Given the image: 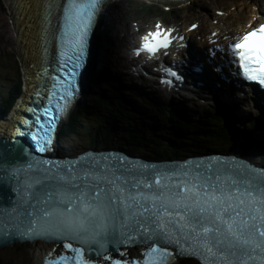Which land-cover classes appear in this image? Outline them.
Segmentation results:
<instances>
[{
    "label": "snow or ice",
    "instance_id": "1",
    "mask_svg": "<svg viewBox=\"0 0 264 264\" xmlns=\"http://www.w3.org/2000/svg\"><path fill=\"white\" fill-rule=\"evenodd\" d=\"M99 2L100 0H81V2L69 0V6L65 10L64 36L67 37L66 42L71 46L69 51L72 52L68 60L74 61L75 68L81 66L79 61L85 52L87 37ZM170 36V29L165 31L157 25L156 31L142 38L144 43L137 51V55L140 51L154 55L160 48L169 47ZM233 52L244 76L264 84V25L241 37L233 45ZM61 56H65L64 51H61ZM61 63L66 64L63 60ZM167 72L177 79L180 78L171 69H167ZM69 74L76 75L71 69L65 73V77L67 78ZM56 79L60 82L58 77ZM165 82L171 83V81ZM72 83L69 80L64 85V95L61 99H65V105L62 107L57 104L58 112L65 111L70 102L68 98L72 96ZM55 95L54 90L53 96ZM51 115L52 110L49 107L44 108L36 116V123L45 133L50 129L40 117L51 118ZM210 179L211 177L205 178L203 183L183 182L173 185L167 183L171 177L164 174L156 176L151 183L138 181L135 185L138 187L142 184L148 189L155 185L158 189L156 193L150 195L142 192L138 195L129 193L127 197L123 187H114L105 191L99 183L89 187L88 191L79 192L76 197L65 193L55 202L52 201V194L49 193L48 199L43 203L50 206L39 209L37 217L40 221L39 225L37 226L36 220L30 221L29 227L21 235L60 240L62 242L60 247L71 253L58 254L55 258H51L50 253L45 264H92L93 244L99 245L100 251L97 255L106 251L97 238L111 234L115 240L114 222L117 214L123 215L128 213L129 209H135L129 215L123 216L124 223L121 224V228H129L127 221L131 219L144 242L157 238V243L149 246L143 254L142 262H134V264H169L173 253L161 244L177 245L181 253H184L188 249L183 247L182 240L194 241V245H190L192 249L190 254L200 255L204 264H264V183L243 181L242 189V181L235 178L230 177V183L224 186L219 183L209 184ZM216 180L217 182L220 180L218 175ZM106 182L115 185L114 180ZM74 187L80 186L74 185ZM73 200L76 203H73ZM105 200L107 203L104 202ZM117 200L122 206L123 213L120 209L112 207ZM149 202L151 207L147 206ZM152 224H155L154 228ZM120 236L125 237V233L121 231ZM134 239L133 236L127 235L120 242L129 243ZM120 255L125 253L121 252ZM102 258L110 260L111 264H122L119 259H113L110 255H103ZM123 264L128 262L124 261Z\"/></svg>",
    "mask_w": 264,
    "mask_h": 264
},
{
    "label": "rangeland",
    "instance_id": "2",
    "mask_svg": "<svg viewBox=\"0 0 264 264\" xmlns=\"http://www.w3.org/2000/svg\"><path fill=\"white\" fill-rule=\"evenodd\" d=\"M208 1L209 0H198L196 2H193L191 5H189L192 7L184 8L181 9L180 11L176 10L173 7L175 14L173 13L172 16L171 15L167 16L165 14L164 12L165 7L163 5H154L155 7L151 11L139 12L138 10H136V7L137 5H140L143 2L135 1L132 3H121L116 9L113 10L111 14V19L113 20V22H115V26H113L112 24H110L109 26L112 27L113 29H115L114 27H116V29H121L124 28L125 25L129 27V30L131 32H133L136 27L133 21L138 20V26L144 28L147 27L154 18H158V17L162 18L163 20H166L167 22H174L176 25L177 24L185 25L187 22L195 21V19L191 17L192 15L189 16V14L191 13L196 14L200 12L203 17L202 23L204 25L208 24L209 26H212L214 24L217 27H220L224 25L227 21V18L231 16L236 19H241V22H242V18L243 20H248L252 16L251 11L254 8V6H257L261 2V0H229V1L222 0L221 1L222 5H221L220 3H215V2L208 3ZM201 2L203 3L205 2L207 4H203ZM229 3H231L232 5H230ZM206 5H210L209 10L207 11L203 10L206 8L205 7ZM5 6L6 5L4 1L0 0V81H3L2 83L3 85L5 83V86H11L13 84H16L18 77L21 74V70H20V60H19L20 57L19 54L17 53V47H16L17 45L15 44L14 41L15 31L13 29V23L11 25L12 17L10 13H9L10 15H8ZM213 7H217V8H213ZM192 9H195V11H188ZM216 9L221 10L223 14L217 15V13H215ZM183 14H186V17L180 20ZM3 19L5 21H3ZM234 25L235 24H231L232 27ZM198 28L200 29V27ZM202 31L203 30L199 31V33ZM196 32H198V29L195 30V33ZM0 97H1V93H0ZM140 100L142 99L140 98ZM91 122H92L91 119L85 116H83L79 120V123H81L83 127L90 125ZM91 129L95 130V127ZM83 131L84 130H78V132L71 137V141H73L74 144H77L78 141L81 143H84L86 141L85 139H83L84 136ZM71 141H69V143H71ZM34 244L36 243L33 244L25 243L23 245L21 244L19 247L13 246L12 248L11 247L0 248V255L4 258L9 259L11 264H35L34 258L35 255L37 254V249H36L37 244L36 245Z\"/></svg>",
    "mask_w": 264,
    "mask_h": 264
},
{
    "label": "bare ground",
    "instance_id": "3",
    "mask_svg": "<svg viewBox=\"0 0 264 264\" xmlns=\"http://www.w3.org/2000/svg\"><path fill=\"white\" fill-rule=\"evenodd\" d=\"M6 4L9 13L12 17L13 29L15 31V44L17 45V53L19 54V59L22 62V66L24 65V70L27 76H29V80L26 85L31 83L32 79V66L36 67L39 65V56H40V35H41V13L43 7L45 6L46 0H3ZM220 1V2H219ZM222 0H210V2L220 3ZM222 5V4H221ZM206 10L209 9L210 5L205 6ZM208 7V8H207ZM195 11V9L188 10ZM197 12V10H196ZM251 14L254 16H264V0H261V4H258L251 11ZM192 15V18L197 20L196 23L201 25V13L189 14ZM238 15V14H237ZM186 14L182 15V18H185ZM205 18V17H204ZM253 19V18H252ZM3 21H5L3 19ZM241 20L238 22L237 19L232 20L231 24L241 25ZM226 27L224 30L228 29ZM230 35V30L227 31ZM10 35V34H9ZM133 33L129 32L128 38L126 39V43H130V40L133 38ZM186 35L193 36V33L186 32ZM11 39V38H10ZM13 43V42H12ZM3 49V48H2ZM7 124L1 123L0 129H5ZM7 131H10L9 129ZM34 240L32 243H36L37 254L35 255V264H40L41 258L43 254L49 248L54 245V243H48L46 241H38ZM41 245V246H40ZM24 261V260H23Z\"/></svg>",
    "mask_w": 264,
    "mask_h": 264
},
{
    "label": "trees",
    "instance_id": "4",
    "mask_svg": "<svg viewBox=\"0 0 264 264\" xmlns=\"http://www.w3.org/2000/svg\"><path fill=\"white\" fill-rule=\"evenodd\" d=\"M13 90H10L9 93V97L8 100L7 98H3L0 101V110L5 111L7 108V104L9 105V101L10 98L13 96ZM109 93H111V91H108ZM8 95H6L7 97ZM99 102L104 101L106 104H108L107 100H102V99H98ZM115 100V99H113ZM116 103H119V101L117 100ZM116 105H111V108H114ZM120 108V107H119ZM122 109V108H120ZM100 112L104 113L105 109L100 108ZM99 111H95L92 115V120H93V125L96 126L95 130L86 127L85 129H83V139L86 140V142H88L89 144H101V143H113L115 142L114 137L115 135L113 134L114 132H116L117 130L122 129L121 132L122 134L125 135L127 143L125 142V139H119L117 142L115 143H119L123 146H127L129 145L130 148L133 149H144L148 152H155V151H159L161 148L162 149H167V150H171L172 153H176L174 148L169 147L168 145L165 144V139L160 138L159 136H157V132L156 131H152V130H146L145 131H141L140 129H136V127L134 126V122L131 121L129 119V121H127L128 118H122L119 116V114L117 115L118 118H120L123 122L120 121V123L124 124V127H120V126H114L113 123H110L107 127L105 126L104 123H102V116L100 114ZM172 116V115H171ZM93 117H95V119H93ZM173 118V126L177 127V126H183L181 124H179V122L175 121V118L172 116ZM201 126V124L198 123H192L189 125H185L184 127H189L192 129H198L196 127ZM209 127V125H207ZM211 127V126H210ZM81 127L78 125V123H76V121H73L72 119L69 120L68 124L65 125L62 129L63 132H65V136L69 139H71V137L74 135V133H76L78 131V129H80ZM199 128H205L204 127H199ZM208 136H214V135H208ZM194 138H197L198 136L193 135ZM216 137H219V135H217ZM191 140V139H189ZM161 145H163V147H161ZM128 147V146H127ZM20 245H17L16 247H19ZM0 264H11L10 260L7 258H4L0 255ZM178 264H199L197 261L193 260V259H189V258H184L181 259Z\"/></svg>",
    "mask_w": 264,
    "mask_h": 264
},
{
    "label": "water",
    "instance_id": "5",
    "mask_svg": "<svg viewBox=\"0 0 264 264\" xmlns=\"http://www.w3.org/2000/svg\"><path fill=\"white\" fill-rule=\"evenodd\" d=\"M10 151H9V155L7 156L8 158L12 159L13 157L10 155Z\"/></svg>",
    "mask_w": 264,
    "mask_h": 264
},
{
    "label": "clouds",
    "instance_id": "6",
    "mask_svg": "<svg viewBox=\"0 0 264 264\" xmlns=\"http://www.w3.org/2000/svg\"><path fill=\"white\" fill-rule=\"evenodd\" d=\"M85 143H87V142L85 141Z\"/></svg>",
    "mask_w": 264,
    "mask_h": 264
}]
</instances>
